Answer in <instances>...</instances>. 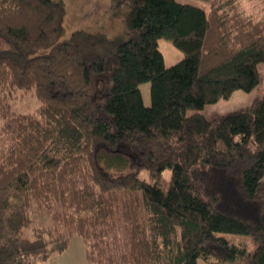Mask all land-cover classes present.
<instances>
[{
	"label": "trees",
	"instance_id": "trees-1",
	"mask_svg": "<svg viewBox=\"0 0 264 264\" xmlns=\"http://www.w3.org/2000/svg\"><path fill=\"white\" fill-rule=\"evenodd\" d=\"M128 1L130 34L109 38L67 35L62 0H0V264H38L73 236L88 264H264V95L198 111L259 84L264 16L239 0ZM160 38L184 58L166 67ZM18 91L34 112L12 110Z\"/></svg>",
	"mask_w": 264,
	"mask_h": 264
},
{
	"label": "rangeland",
	"instance_id": "rangeland-1",
	"mask_svg": "<svg viewBox=\"0 0 264 264\" xmlns=\"http://www.w3.org/2000/svg\"><path fill=\"white\" fill-rule=\"evenodd\" d=\"M65 9V28L66 34L71 31L82 29L90 32H105L109 38L117 34L129 35L126 29V14L131 9V3L128 0H62ZM179 3L189 4L204 9L206 12L210 10V5L204 0H176ZM240 7L247 14L255 19L264 16V0H239ZM158 48L163 54L164 64L166 67L172 66L184 58V52L177 48L170 40L166 38L158 39ZM12 51L11 46L4 39L0 38V54ZM260 74L259 84L251 91L236 90L230 97L221 98L213 104H207L203 109L198 110L207 118L212 119L219 115L237 110L252 104L262 98L264 95V62L258 66ZM150 82H143L139 85L143 103L145 106L151 105ZM15 98L11 101V108L16 113H31L38 107L39 102L32 92L21 93L14 92ZM197 112L195 109H188L186 115ZM3 122L0 120V128ZM170 170H165L163 174V187H166L170 179ZM141 178H147L148 173L143 171L140 173ZM42 219L34 217V226L40 227L46 221V217L40 215ZM46 223H49L47 217ZM46 225V224H45ZM32 231V230H31ZM31 231L27 234L31 235ZM220 235L231 240L235 244L242 245L248 251L253 249L254 244L248 236L238 234L219 233ZM38 264H88L85 257V245L80 237L73 236L70 239L68 248L62 252H54L49 258ZM197 264H212L202 259L197 260ZM225 264H243L242 262H227Z\"/></svg>",
	"mask_w": 264,
	"mask_h": 264
}]
</instances>
